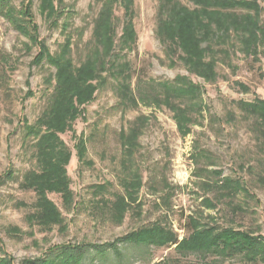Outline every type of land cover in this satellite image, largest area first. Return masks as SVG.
<instances>
[{
  "label": "rangeland",
  "instance_id": "rangeland-1",
  "mask_svg": "<svg viewBox=\"0 0 264 264\" xmlns=\"http://www.w3.org/2000/svg\"><path fill=\"white\" fill-rule=\"evenodd\" d=\"M11 3L0 264H264L123 241L161 225L182 241L192 215L197 230L264 243V116L245 104L264 99V0ZM177 78L199 87L170 101L137 90ZM123 131L138 134L132 153Z\"/></svg>",
  "mask_w": 264,
  "mask_h": 264
},
{
  "label": "trees",
  "instance_id": "trees-1",
  "mask_svg": "<svg viewBox=\"0 0 264 264\" xmlns=\"http://www.w3.org/2000/svg\"><path fill=\"white\" fill-rule=\"evenodd\" d=\"M12 5L13 4L11 3V0H0V13L2 15L15 14L12 10ZM125 33L126 31L124 30L123 34L125 35ZM136 41L137 34L134 33V36L131 39L132 43L130 44H135ZM198 87L199 86L192 80L177 78L175 81H159V83H157V86H154V88L156 89V93L158 92L157 94H150L148 91L146 92V89L143 87V85L139 83L137 85V90L143 95L140 96L143 100L147 98H152L158 101L159 98H161V94H164L163 96H165V99L168 98L170 101L175 97L184 96L186 93L194 92L198 89ZM123 96L127 98H133L134 95L132 94L131 90L129 91L128 89V91H126ZM167 104L169 107L172 108L173 104L171 102H168ZM245 104L246 106L254 108L253 110H258L260 112L262 110V116H264V99H258V102L256 103ZM137 138L138 134L135 133H129L124 131L121 133L120 141L122 145H124V148L128 147L125 152L132 153V148L140 147ZM174 188L175 187L168 183L169 191L167 192V194L172 193ZM170 197H167V199L170 200ZM188 218L192 232L188 237L184 238L182 241H179V239L174 236L172 229L165 230L162 225L161 228L160 226H157L156 228L145 229L143 231L140 230V232L135 233L132 236L123 238V241H135L136 243L148 242L150 240L154 241L157 237V243H159L160 245L167 243L169 244L171 242H178V248L182 251H214L217 253L230 255H234L236 253H243L250 260H264V243L255 242L253 238L247 233L243 231H234V229H224L220 233L212 235V233H210V229H207L208 231H205V229L197 230V218L193 217L192 215L188 216Z\"/></svg>",
  "mask_w": 264,
  "mask_h": 264
}]
</instances>
